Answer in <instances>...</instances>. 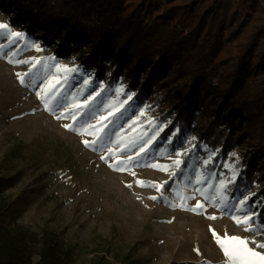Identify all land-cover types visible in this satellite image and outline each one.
<instances>
[{"label":"rangeland","instance_id":"1","mask_svg":"<svg viewBox=\"0 0 264 264\" xmlns=\"http://www.w3.org/2000/svg\"><path fill=\"white\" fill-rule=\"evenodd\" d=\"M0 24V195L12 201L0 228L52 231L68 264H230L217 236L264 255L263 205L234 189L237 154L216 158L191 136L173 148L149 103L1 12ZM248 217L250 230L236 222Z\"/></svg>","mask_w":264,"mask_h":264},{"label":"trees","instance_id":"2","mask_svg":"<svg viewBox=\"0 0 264 264\" xmlns=\"http://www.w3.org/2000/svg\"><path fill=\"white\" fill-rule=\"evenodd\" d=\"M0 12L95 83L149 103L173 148L191 136L216 158L237 154L234 189L264 209V0H0ZM11 207L0 195V218ZM72 256L50 230L0 228V264Z\"/></svg>","mask_w":264,"mask_h":264},{"label":"snow or ice","instance_id":"3","mask_svg":"<svg viewBox=\"0 0 264 264\" xmlns=\"http://www.w3.org/2000/svg\"><path fill=\"white\" fill-rule=\"evenodd\" d=\"M6 28L7 25L0 24V29H6ZM13 35L18 36L19 34H13ZM87 143L88 142L85 141V144ZM177 163H179V161H177ZM140 184L141 186H143V182H140ZM153 186L155 187V185ZM152 199H156V197H152ZM211 218L215 219V217H211ZM249 219L250 217L244 220L237 219L236 222L238 224L242 223L244 225H247L248 230H250ZM213 235L216 236L215 232H213ZM216 238H217V243L224 250L225 254L229 256L230 264H264V255H260L259 253L253 251L252 249L247 248L246 241L240 240L236 237L226 238L224 240L220 239L218 236ZM229 246H231L232 251L229 250ZM258 247L264 248V245H258Z\"/></svg>","mask_w":264,"mask_h":264}]
</instances>
